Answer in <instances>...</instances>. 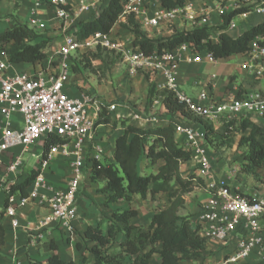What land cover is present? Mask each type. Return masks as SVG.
<instances>
[{"label":"built area","instance_id":"2783aa9c","mask_svg":"<svg viewBox=\"0 0 264 264\" xmlns=\"http://www.w3.org/2000/svg\"><path fill=\"white\" fill-rule=\"evenodd\" d=\"M11 1L19 4L23 0ZM30 1L32 6L27 22L29 28L36 33H45L48 30L45 15L50 10L53 19L61 26L63 36L58 47V67L55 70L46 68L24 73L13 70L8 59L0 61V117L4 122L0 136V169L5 168L0 195L5 196L4 212L10 219L15 241L18 229L21 228L17 211L33 202L47 206L49 212L36 228L24 229L31 246L36 247L45 240V232L53 224L63 228L68 236H75V223L79 218L77 196L86 170L85 147L93 140L101 115L116 109L115 105L106 106L88 97L71 98L65 92V85L72 77V61L77 56L83 57L99 49L110 51L121 58L130 76L145 75L156 85L157 91L171 92L180 103L186 105L188 111L203 117L214 127L223 125L224 132L229 122H240L249 114L256 113L264 117L262 92H250L241 99L222 103L212 101L206 92H202L197 98L184 94L178 81L180 64L201 62L200 52L193 51L188 44H182L172 51L156 49L147 54L111 34L96 33L87 39H79L80 23L97 17L107 0ZM162 1L126 0L118 25L126 24L133 17L150 31H172L166 37H172L178 32L208 28L209 41L219 42L220 31L214 30L216 26L206 10L197 8L192 2L181 9L167 10L162 6ZM253 12L264 15V5ZM179 24L181 27L177 30L172 29ZM146 35L152 39L148 33ZM207 55L210 61H216L210 53L207 52ZM248 58L249 64L256 68L255 76L264 77V46L258 43V39L252 43ZM159 78L162 79L161 82H157ZM162 100V97L154 99L153 106L163 104ZM15 117H19L17 124H14ZM131 118L146 127L159 123L154 115L135 113ZM170 124L175 129L179 144L192 155L189 163L195 165L196 178L210 177L213 162L206 144V131L186 124L181 115ZM229 129L233 130V127ZM49 137L60 138L64 143L54 146L41 158L39 173L27 190V196L13 194L12 189L17 182L11 178L22 168L23 155L32 146L44 144ZM15 149H21V154L6 163V155ZM58 155L71 158V178L64 189L50 185L45 174ZM101 155L102 150L95 148V155L89 165L90 171L93 162L101 160ZM211 187L212 195L202 205L195 228L199 227L200 235L207 241L225 244L235 242L233 251L220 264H244L255 252L258 254V263L264 264V198L241 194L223 179L214 181ZM9 264H25L19 257L18 246L15 244Z\"/></svg>","mask_w":264,"mask_h":264},{"label":"crops","instance_id":"0c3cea01","mask_svg":"<svg viewBox=\"0 0 264 264\" xmlns=\"http://www.w3.org/2000/svg\"><path fill=\"white\" fill-rule=\"evenodd\" d=\"M197 8L206 10L215 26L222 24V16L228 15L235 11L236 8L242 6H253L254 1L244 0H208L196 1L192 3ZM32 3L30 0H23L19 4H14L11 0H0V36L8 32L13 24H27L30 17V9ZM250 8V7H249ZM252 11L246 15L237 17L233 26L227 31V34L236 38L244 31L251 27L264 22V15H258ZM45 19L48 22V30L45 33H36V37L32 40V44L46 42L47 59L41 64H12L13 70L24 73H32L39 69L55 70L58 67V47L63 36L61 26L53 19V14L49 10ZM237 19L241 20L239 23ZM181 25H176L173 30ZM143 33H148L151 38H162L170 36L172 31L164 29L163 31H150L146 27H142ZM114 37L126 43H131L134 37L130 32L117 25L112 31ZM10 44L0 43V61L8 59V50ZM201 62L198 64H180L178 69V81L180 88L184 94L190 98H197L202 92L208 93L210 99L216 103L231 101L233 99H241L245 94L250 92L264 93V77L257 78L255 76L256 68L250 65V59L247 56L238 55L222 61H210L207 52L199 53ZM120 63V64H119ZM118 65V66H117ZM76 65H73L72 77L65 85V92L71 98H92L104 103L106 106L115 105L114 111H107L109 124H98L95 128V134L92 141L88 142L85 147L86 153V170L85 177L81 183V188L77 196V207L79 218L75 223V236L70 237L66 231L57 224H53L45 232V240L40 242L36 247L30 245V241L24 229L26 227L36 228L47 214V206L38 203H30L25 207L19 208L17 217L20 221L21 228L17 232V240H14L13 230L10 227V219L5 215V196L0 195V216L3 212L2 225L5 230V245L0 251V264H9L13 252V245L18 246L19 257L25 264L33 262L47 264L50 256L57 254L66 262H74L80 264L85 259V264H93L92 255L89 252L91 243L85 238V232L90 227L100 226L102 231L106 233L108 227L113 221L115 212H123L133 209L138 215L133 218L130 223L147 228L153 219V216L159 211L170 205L169 198L166 194H158L152 199H142L140 196H133L131 202L121 201L118 203H107L108 194L102 191L104 182H93L90 178L89 165L95 155V148L102 150L100 163H114V152L116 140L123 135L125 127L121 122L127 125L145 128L141 122L132 120L135 113L144 115H154L159 123L157 126L170 125L172 121H177V117L168 114L163 104L153 106V101L149 98V88L151 83L143 74L130 76L127 66L123 62H118L112 72L103 71V76L99 78L96 75L78 73ZM112 74V75H111ZM112 76V77H111ZM213 76H216L213 78ZM162 79H157L161 82ZM155 85V84H154ZM187 89V90H185ZM252 123L264 129V117L259 114H249L245 117ZM19 117H15L17 124ZM4 122L0 117V136L2 133ZM216 131L223 134L224 126L219 124L215 127ZM44 153V144L38 143L32 146L27 153L23 155V166L15 177L17 185L23 183L34 170H38L39 162ZM210 153V150H209ZM21 154V149H15L6 155V163L13 157ZM37 160L35 167L28 171L30 161ZM142 160L146 161L145 156ZM141 160V161H142ZM231 159L218 160L212 158L213 172L208 178L201 179V185L195 186L194 189L184 195V207L180 210L181 217H187L193 228L201 213L202 205L212 195L211 184L214 181L226 180L234 189L247 196L256 195L264 198V181L255 182L254 179L248 178V181L239 174L238 165L229 168L228 164ZM140 164V163H139ZM148 165V164H147ZM183 169H189L195 172L193 163H185L180 167V178L186 180V174ZM139 173L142 175L156 174L157 166L150 169L138 166ZM46 178L50 185L64 189L67 187L71 178V158L58 155L53 160L50 168L46 171ZM5 168L0 169V183L5 178ZM176 189V184L173 185ZM30 188V187H29ZM28 188V189H29ZM125 240V235L120 233L116 237V241L111 246L109 253L118 255L121 253L120 244ZM236 241V240H234ZM53 243L56 250L50 248ZM235 242L225 244L219 241H207L206 253L198 260H192L186 264H220L231 253L235 247ZM130 259H127L129 264ZM150 264H161L160 255L154 254ZM244 264H261L258 263V254L255 252Z\"/></svg>","mask_w":264,"mask_h":264},{"label":"trees","instance_id":"16d2710c","mask_svg":"<svg viewBox=\"0 0 264 264\" xmlns=\"http://www.w3.org/2000/svg\"><path fill=\"white\" fill-rule=\"evenodd\" d=\"M125 1L107 0L106 6L97 17L80 23L78 38L87 39L96 33L114 36L112 31L118 25ZM196 1L208 0H163L162 6L167 10H176ZM251 11L250 8H241L223 15L222 24L214 28L215 31H220L219 42L216 43L209 41L208 28L178 32L172 37L150 39L146 33H143L141 24L133 17H130L126 24L119 26L127 29L134 37L130 44L147 54L156 49L172 51L182 44H188L193 51L208 52L215 60L222 61L238 55L247 56L251 51L252 43L257 39L258 43L264 46V22L244 31L236 38L227 34L231 23L237 17ZM35 37V32L27 24L19 23L13 24L8 32L0 36V43L10 44L8 60L11 64L37 65L47 59L45 52L47 43L32 44ZM104 53L113 54L99 49L83 57L97 58ZM73 64L72 61V67ZM148 94L151 101L162 97V103L170 116L181 115L186 124L204 129L207 135V146H210L209 142L214 145L216 129L212 123L188 111L186 105L180 103L171 92L157 91L154 84L150 85ZM109 122L110 119L105 112L101 115L98 124H109ZM121 125L125 127V131L116 140L114 163L103 164L94 161L90 171L91 180L104 182L102 191L108 194L107 203L131 202L136 195L142 199H147L149 196L154 199L156 195L163 193L168 196L170 205L156 213L147 228L130 223L138 215L133 209L115 212L106 233L100 226L88 228L84 238L92 244L89 252L92 255L93 264H128V258L129 264H150L154 254L160 255L161 264H186L202 258L206 253L207 239L200 235L199 227L193 228L187 217L179 215L184 207V195L191 192L195 186L201 185V181L196 177H187L186 180L180 178V167L182 164L191 162V153L185 151L179 144L171 124L139 128L127 125L123 121ZM226 127L227 130L222 134L223 136H228L235 131H239L242 135L240 145L247 149L245 156L247 163L243 169L248 175L256 176L257 170L264 168V129L246 118L240 122H229ZM230 127H233V130H230ZM63 143L64 141L57 137L46 139L42 158L54 146ZM144 156L149 168L157 166L156 174L139 173L138 166ZM38 173V170H34L23 183L14 186L12 193L27 196V190ZM174 184L176 189L173 187ZM2 218L3 212L0 216V251L5 245ZM120 233L125 235V240L120 244L121 253L112 255L109 250ZM50 248L53 251L56 250L53 243L50 244ZM85 262L84 259L80 264ZM48 264L76 263L66 262L54 254L49 257Z\"/></svg>","mask_w":264,"mask_h":264},{"label":"rangeland","instance_id":"374dc122","mask_svg":"<svg viewBox=\"0 0 264 264\" xmlns=\"http://www.w3.org/2000/svg\"><path fill=\"white\" fill-rule=\"evenodd\" d=\"M244 1H248V0H244ZM249 1H254L253 6H249L250 8H253V10L264 5V0H249ZM241 8H247V7L242 6L240 8H236L235 10L241 9ZM240 21L241 20L237 19L238 23ZM118 62H122L121 58L117 57L114 54L110 55L109 53L108 54L104 53L97 58H91L90 56H88L87 59L84 57L77 56L73 60V63H75L77 67L76 69L78 73L85 72L86 74H90V75L94 74L99 78V80L103 76L102 69H104L105 71L109 70L110 72H112V70H114L113 68L116 67V64ZM241 139H242V135L239 133V131H235L234 133L228 136H223L221 133L215 131L214 140H213L214 145H211V143L209 142L210 146H208L210 150V157L214 159L216 158L218 160L219 159L220 160L231 159L232 160L231 163L228 164L229 168H233V166H236V163H237L239 174H242L241 177L245 179V182L246 180L248 181V178L254 179L255 182H263L264 181V168L257 170L258 173L256 176H253V174L248 175L247 172L243 169V166L245 167L247 163L245 162V156L247 154V149L246 147H242L240 145ZM36 161L37 160L30 161V164L29 166H27L26 169L28 171H31L35 167ZM147 164H148L147 160L146 161L142 160L140 161L139 166L141 169L145 167V169L147 170V168L150 167ZM148 174H150V172ZM183 174H186L187 177H196L195 173L191 172L189 169L188 170L183 169ZM197 179L201 181L200 178H197ZM198 180H196V182Z\"/></svg>","mask_w":264,"mask_h":264}]
</instances>
